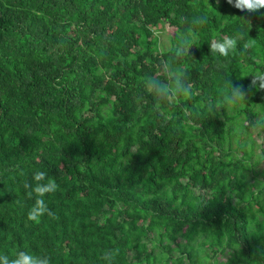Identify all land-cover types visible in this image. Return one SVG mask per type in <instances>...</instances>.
<instances>
[{
	"label": "trees",
	"instance_id": "16d2710c",
	"mask_svg": "<svg viewBox=\"0 0 264 264\" xmlns=\"http://www.w3.org/2000/svg\"><path fill=\"white\" fill-rule=\"evenodd\" d=\"M234 36L243 39L228 57L211 53ZM254 73H264V9L0 0V255L264 264V89L249 87ZM231 84L246 99L225 105L219 92ZM37 171L58 184L43 197L54 216L39 223L27 219L35 200L24 188Z\"/></svg>",
	"mask_w": 264,
	"mask_h": 264
},
{
	"label": "clouds",
	"instance_id": "9594fccd",
	"mask_svg": "<svg viewBox=\"0 0 264 264\" xmlns=\"http://www.w3.org/2000/svg\"><path fill=\"white\" fill-rule=\"evenodd\" d=\"M228 3L240 11L257 12L264 9V0H228ZM239 39H243V37L234 36L222 40H214L210 43V51L213 54L228 57L229 54L237 48ZM192 42L196 43L195 40ZM252 43L254 42H246L243 47L248 48ZM152 83L158 84L155 80H153ZM249 87L264 89V73H254ZM174 88L178 94L185 91L183 86L179 83H177ZM219 96L223 97L225 105H233L244 101L246 99V92L243 90L242 86H233V84H231L228 88L220 89ZM33 180L36 182L34 185L28 182L24 184V188L28 190L27 196L35 200V203L27 214V219L39 223L41 217L45 214L54 216V213L48 208L43 197L46 194L55 192L58 189V184L55 179L48 178L47 174L43 171L35 172ZM45 180L47 182L42 183V181ZM117 254L118 250L106 251L101 256V259L106 260L108 264H112ZM0 264H50V257L47 255H34L25 250H15L11 258L8 255H0Z\"/></svg>",
	"mask_w": 264,
	"mask_h": 264
},
{
	"label": "rangeland",
	"instance_id": "374dc122",
	"mask_svg": "<svg viewBox=\"0 0 264 264\" xmlns=\"http://www.w3.org/2000/svg\"><path fill=\"white\" fill-rule=\"evenodd\" d=\"M166 30H163V31L159 32L160 43H161L163 48H167L169 46V39H168V35H167V31Z\"/></svg>",
	"mask_w": 264,
	"mask_h": 264
}]
</instances>
